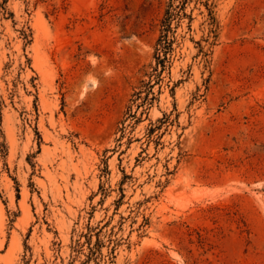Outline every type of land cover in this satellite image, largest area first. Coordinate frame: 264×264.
<instances>
[{
    "label": "rangeland",
    "instance_id": "1",
    "mask_svg": "<svg viewBox=\"0 0 264 264\" xmlns=\"http://www.w3.org/2000/svg\"><path fill=\"white\" fill-rule=\"evenodd\" d=\"M180 3L0 0V264H264V0Z\"/></svg>",
    "mask_w": 264,
    "mask_h": 264
},
{
    "label": "trees",
    "instance_id": "2",
    "mask_svg": "<svg viewBox=\"0 0 264 264\" xmlns=\"http://www.w3.org/2000/svg\"><path fill=\"white\" fill-rule=\"evenodd\" d=\"M186 0H181V3L178 4V11H182L184 3ZM181 15V12L175 11L173 3L170 4V7L166 10V15L161 21L162 25V34L159 36L156 43V52L155 58L157 60L156 65L153 68V73L157 78H159V69L166 67V61L169 60L168 55L173 50V41L175 38H170V33L172 31L171 24L175 18ZM207 54V53H206ZM148 99V98H147Z\"/></svg>",
    "mask_w": 264,
    "mask_h": 264
}]
</instances>
